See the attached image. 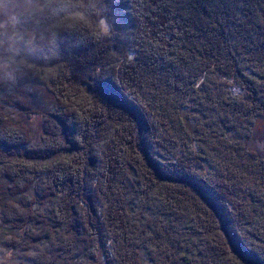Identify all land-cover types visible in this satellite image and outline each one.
I'll return each mask as SVG.
<instances>
[{"label":"trees","instance_id":"1","mask_svg":"<svg viewBox=\"0 0 264 264\" xmlns=\"http://www.w3.org/2000/svg\"><path fill=\"white\" fill-rule=\"evenodd\" d=\"M124 1L112 2L127 30L107 7L98 20V6L77 12L58 30V55L30 60L22 79L61 106L46 135L13 131L0 106V264H264V169L235 137L249 142L264 118V0ZM239 77L233 94L226 79ZM164 107L182 125L171 130ZM155 124L170 148L185 144L177 161ZM200 164L215 175L204 181ZM96 172L102 185L85 189L80 178ZM48 183L55 201H36ZM80 192L87 201L68 199Z\"/></svg>","mask_w":264,"mask_h":264},{"label":"rangeland","instance_id":"2","mask_svg":"<svg viewBox=\"0 0 264 264\" xmlns=\"http://www.w3.org/2000/svg\"><path fill=\"white\" fill-rule=\"evenodd\" d=\"M112 1L113 0H99L97 2L96 7L98 6L97 7V10H98L97 13H99V15L97 16L96 20H98V18L100 16L104 17L106 11L110 12V10H112L113 20L114 21L116 20L115 22L120 27L122 25L121 23L124 21V24H126V26L122 27V29L127 30V27L129 26V24L126 20H124V18L121 17V14L122 15L126 14L127 11L125 10V13L122 12V9L120 8V4L117 7V5L115 3H113ZM124 2H126L125 3L126 6H127V4L128 5L132 4L131 0L130 1L129 0L124 1ZM105 7H107L106 11H105ZM115 7H117V9H115ZM128 10H129V8H128ZM75 14H77V13H75ZM108 20H109V21H107L108 28L104 30L106 32L109 31L110 28L113 29V26H112L113 20H111V17H108ZM95 22H97V21H95ZM95 22L93 23V25L95 24ZM116 23H115V25H116ZM102 24H103V22H102ZM96 25H98V23H96ZM104 26H106V24H104ZM92 48L93 47L89 48V46H88V49H89L88 55L92 54L93 51H96V49L93 50ZM82 51L84 52V50H81L80 53L78 52L79 53L78 55L83 56ZM122 54H123V52L118 57V61H117L118 63H120V62L124 63ZM110 58L111 57H108L107 60H109ZM112 61H114V60H111V62ZM126 61H128V60L126 59ZM97 64L94 63L93 66L97 67ZM77 71H80V70L77 69ZM78 74L81 75L82 79L87 76L84 73V71L83 72L80 71ZM24 75H25V73L22 76L24 77ZM22 76L18 79L16 86L12 89H8V88L0 86V106L3 108L4 111H6V113L9 115L10 118L18 121V125H14V124L12 125V126L17 127V128H12V127H9V128L13 129V131L18 130V129L26 130L27 131L26 134H28V132L30 133V136H31L30 141H31L32 139H35V140L38 139V135H40L41 130H43V133L46 135L48 130H49V127H48L49 123L46 122V120L50 119L51 115L54 116V118H57L62 112H61V106L60 105L58 107V106H55L53 104V97L51 95V92L47 90L46 86L42 82L41 83L33 82L30 84V83H28V81H24V78L22 79ZM46 77H49V75ZM235 80H236V82H238L239 85L233 79H230V78L226 79V82L228 83V91H230L233 94H239L245 88L244 81H242L240 79V77L238 80H237V78ZM233 88H235L236 91H233ZM241 88H243V89H241ZM163 109H164L166 115L168 116V118H167L169 121L168 126L171 130L174 129V127H173L174 123L176 125H178V119L182 125V123L184 121V116H185L183 113H179L180 112L179 111L177 113L178 115L176 116L175 114H173V110H171V112H168V114H167V107H164ZM59 110H60V113H59ZM43 111H45V112H43ZM50 111L54 112L55 114L50 113ZM45 113H46V115L44 117ZM170 118H172V119H170ZM197 120H198V118L195 117V118H193V122L191 123V125H193L191 130H193L192 132H194L195 135H197L196 130H197V126H199V122ZM43 122H45V124ZM195 124H196V126L194 127ZM155 125H156V128L158 130V134H159L160 138L164 141L162 143L164 144L165 151L167 152L166 155L169 158H172V159L177 161L178 158L182 157V155H183L182 149H183L185 144L180 139L181 142L177 143L176 146H173L170 148L169 147L170 145H169V142L167 141V138H166V141L163 139V136L166 135V133L164 132L166 130L164 129L163 126H160L158 124H155ZM161 133H163V134H161ZM95 134H97V133H95ZM93 136H95L97 139L99 138V141L97 140L95 142V144L98 145V149H101L102 139H103L102 136L101 135H93ZM235 137L239 143L240 150L243 151L244 154L247 153V150H245V149H248V145L250 147L249 150H252L254 152V155L247 153V156H245V158L249 159V162L252 165L258 167L257 169H255V172H257L260 167L264 169V150H260V148H258V146H261V148H264V118L257 117L255 119V122L252 125V135H251V139L249 142L246 141V139L243 137L242 133L236 134ZM21 138H23V137H21ZM35 140H33L31 143H36ZM107 141L108 140L106 139V142ZM88 142H89V145H88L87 152H90L91 144L93 143V141L90 140ZM185 149L186 148H184V150ZM195 153H197V152H195ZM50 157L53 158L52 155ZM50 157H47L46 164H49V162H52ZM86 158H87L86 166L88 168V171H90L91 170L90 166H89L90 165L89 160H91L90 154L88 156H86ZM200 168L201 169H199V174L201 175V178L204 181L207 177H210V174H212V176L215 175L213 172L214 168L208 164H205L204 167L202 166V164H200ZM84 173H86V170L84 171ZM91 175H92V171H91ZM103 178H104L103 175L100 176V174L98 172H96L95 176H93L92 179L90 178V180H89V178H88L86 180L85 175H84V178H80V180L85 183L84 188L85 189L88 188L90 190L91 184L94 185L96 182H98V185L99 184L102 185ZM77 179H79V178H77ZM98 179H99V181H97ZM244 183H245V185L246 184L250 185L251 184L250 178H247V180ZM190 184L194 185V181L190 180ZM53 185L54 184L51 185L49 183H48V185L42 184L43 188L39 189V194L42 195L44 193L43 191L46 190L48 192L49 196L47 195V197H44V198L39 197L36 199V201H55V199H54L55 195L53 194L54 187H52ZM208 185L210 186L209 183H208ZM77 186H79V184ZM194 187L196 188V186H194ZM78 188H80V186ZM114 191H115V194H117L116 191H118V189L115 188ZM259 193L261 194V192H259ZM50 195H51V197H50ZM92 195L95 196L96 194L93 193ZM128 196H129V194H128ZM131 196L133 198L135 197V195H133V194H131ZM255 196L257 197V193ZM136 197H137V195H136ZM68 199L70 201H87L85 199V197H83L81 195V192L79 194H75V196L72 199H70V198H68ZM88 199H90V197H88ZM114 199H116V198H114ZM124 199H128V197H124ZM111 200L112 199L110 198L109 201H111ZM8 213H12V212L8 211ZM97 213H99V212H97ZM3 229L6 230L7 228L2 227L1 230L3 231ZM19 230L22 232L25 231V229H23V228L22 229L20 228ZM19 230H18V232H19ZM9 255H10V252L6 251L4 253L5 258L9 257Z\"/></svg>","mask_w":264,"mask_h":264},{"label":"clouds","instance_id":"3","mask_svg":"<svg viewBox=\"0 0 264 264\" xmlns=\"http://www.w3.org/2000/svg\"><path fill=\"white\" fill-rule=\"evenodd\" d=\"M95 8L90 0H0V86L14 88L32 58L58 55L57 33L66 18Z\"/></svg>","mask_w":264,"mask_h":264},{"label":"bare ground","instance_id":"4","mask_svg":"<svg viewBox=\"0 0 264 264\" xmlns=\"http://www.w3.org/2000/svg\"><path fill=\"white\" fill-rule=\"evenodd\" d=\"M162 105V104H161ZM149 109V108H148ZM163 119V118H162ZM162 121V120H161ZM81 183V182H80ZM86 193V192H85ZM239 227V226H238Z\"/></svg>","mask_w":264,"mask_h":264}]
</instances>
